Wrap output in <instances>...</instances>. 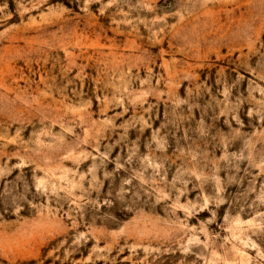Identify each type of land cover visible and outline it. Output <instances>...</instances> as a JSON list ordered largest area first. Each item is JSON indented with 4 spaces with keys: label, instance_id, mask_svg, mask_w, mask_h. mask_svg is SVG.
I'll list each match as a JSON object with an SVG mask.
<instances>
[{
    "label": "rangeland",
    "instance_id": "374dc122",
    "mask_svg": "<svg viewBox=\"0 0 264 264\" xmlns=\"http://www.w3.org/2000/svg\"><path fill=\"white\" fill-rule=\"evenodd\" d=\"M0 264H264V0H0Z\"/></svg>",
    "mask_w": 264,
    "mask_h": 264
}]
</instances>
